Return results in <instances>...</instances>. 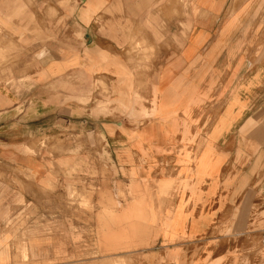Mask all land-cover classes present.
<instances>
[{
    "label": "crops",
    "instance_id": "1",
    "mask_svg": "<svg viewBox=\"0 0 264 264\" xmlns=\"http://www.w3.org/2000/svg\"><path fill=\"white\" fill-rule=\"evenodd\" d=\"M263 234L264 0H0V264H264Z\"/></svg>",
    "mask_w": 264,
    "mask_h": 264
},
{
    "label": "rangeland",
    "instance_id": "2",
    "mask_svg": "<svg viewBox=\"0 0 264 264\" xmlns=\"http://www.w3.org/2000/svg\"><path fill=\"white\" fill-rule=\"evenodd\" d=\"M43 141H44V139H41V145L44 144ZM67 191L69 192V197L72 198V199L69 200V201H71V203H69V204L75 203V202H73V201H75L74 199H77V198H79L80 196L77 195V194H75V191L73 190L72 187H69V186H68V187H67ZM120 195H121V194H120ZM75 204H77V203H75ZM79 205H80V207H81L82 209H89V207H90V204L88 203V201L84 200L82 197H81V199H80V201H79ZM33 214H34L33 211L29 208L28 210H26V211L24 212L23 215L20 214V219H21L22 216H24V217H23L24 222H25V221H28V220L33 216ZM17 246H18V245H17ZM17 250H18V252H19L20 257H23V259L25 260V261H24L23 263H21V264H33V262L30 261V259H28V254L25 253V251H26L25 249H21V248L18 246ZM34 263L37 264V261H35ZM40 264H47V261H46V260H45V261H42V262H40Z\"/></svg>",
    "mask_w": 264,
    "mask_h": 264
},
{
    "label": "built area",
    "instance_id": "3",
    "mask_svg": "<svg viewBox=\"0 0 264 264\" xmlns=\"http://www.w3.org/2000/svg\"><path fill=\"white\" fill-rule=\"evenodd\" d=\"M263 241H264V234H263Z\"/></svg>",
    "mask_w": 264,
    "mask_h": 264
}]
</instances>
